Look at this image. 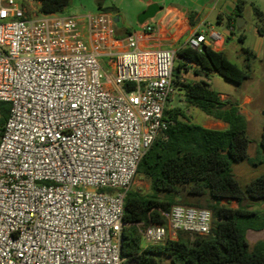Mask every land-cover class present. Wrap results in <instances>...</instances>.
<instances>
[{
	"label": "built area",
	"instance_id": "1",
	"mask_svg": "<svg viewBox=\"0 0 264 264\" xmlns=\"http://www.w3.org/2000/svg\"><path fill=\"white\" fill-rule=\"evenodd\" d=\"M150 25L123 38L114 18L42 14L0 0V264H131L121 256L124 199L156 140L166 141L176 53L147 46ZM218 36L194 31L201 52ZM164 225L136 223L141 246L205 236L206 209L173 206Z\"/></svg>",
	"mask_w": 264,
	"mask_h": 264
},
{
	"label": "trees",
	"instance_id": "2",
	"mask_svg": "<svg viewBox=\"0 0 264 264\" xmlns=\"http://www.w3.org/2000/svg\"><path fill=\"white\" fill-rule=\"evenodd\" d=\"M39 5L42 14H60L69 6L70 0H32ZM241 2L235 0L229 30L235 28V18L240 17ZM113 12V10H111ZM255 14L262 16L257 10ZM117 26V24L115 25ZM229 27V25H228ZM130 31L115 35L122 39ZM259 36L264 29L258 28ZM239 41L244 36L238 37ZM244 69L230 63L223 52L205 47L200 53L185 47L177 56L183 62L177 63L178 78L185 64L194 66L195 76L214 73L223 80L241 85L249 78L250 62L255 54L241 49ZM183 94L187 108H195L208 118L227 125L224 130L207 129L189 121L179 108L166 109L164 118L170 121L166 141L156 140L143 155L136 169V176L147 181L146 194L128 191L124 199L120 251L127 262L136 264H264V241H258L252 249L246 239L247 227L240 220L253 216L245 200H264V174L242 186L232 176V163L250 162L247 157L249 138L247 122L239 113L237 104L222 101L219 93L204 81L184 84L175 83ZM9 113V105L0 103V132ZM259 147L264 155V123ZM235 202L236 208H229L222 202ZM181 205L206 209L211 213V228L205 236L178 234L173 241L158 245L141 246L140 235L133 226L164 225L163 213L173 206ZM258 231L264 230V224Z\"/></svg>",
	"mask_w": 264,
	"mask_h": 264
},
{
	"label": "rangeland",
	"instance_id": "3",
	"mask_svg": "<svg viewBox=\"0 0 264 264\" xmlns=\"http://www.w3.org/2000/svg\"><path fill=\"white\" fill-rule=\"evenodd\" d=\"M235 5V0H232ZM241 2L240 19L242 27L234 28L233 33L230 36V40L226 44V57L227 60L237 66L240 69H244V60L241 55V49L247 48L255 53L256 57L250 62L249 78L245 80L241 85H235L227 82L212 74L208 81L211 89L228 97L229 102H241L245 97H249L251 102L248 105L242 106V110L248 112L250 121L247 123V135L249 138V149L247 157L250 162L243 161L239 163H232L230 171L232 176L244 186L254 180L255 178L264 174V155L262 154L259 142L264 123V35L259 36L257 29H264V0H239ZM78 5V0H70L69 4ZM86 9H78V11L94 13L105 12L112 13L116 10L111 4L103 2V0L86 1ZM98 5L100 7H98ZM102 8V9H101ZM254 10L262 13V16H257ZM69 11L64 10L60 14H68ZM210 23L221 31L223 25L216 23V13L210 15ZM117 28L119 26H116ZM116 31V30H115ZM117 33V32H116ZM244 36L243 41H239L238 37ZM176 68V62L173 63ZM185 76V77H184ZM183 77L189 81L192 74L184 72ZM167 109L179 108L184 111L188 116L190 122L203 126L205 121L209 118L202 114L195 108H187L184 103L183 94L176 89L175 95L172 100L166 104ZM207 126V125H205ZM209 129L216 130L215 126H207ZM133 191H137L142 194H146L149 191V186L146 180L140 176H136L132 187ZM223 205L229 208H236L235 202H222ZM242 205L248 206L249 210L254 214L249 218L240 220L242 226H246V239L249 244V248L258 241H264V230L258 231L257 229L264 224V200H245ZM189 239L192 237L188 236Z\"/></svg>",
	"mask_w": 264,
	"mask_h": 264
},
{
	"label": "crops",
	"instance_id": "4",
	"mask_svg": "<svg viewBox=\"0 0 264 264\" xmlns=\"http://www.w3.org/2000/svg\"><path fill=\"white\" fill-rule=\"evenodd\" d=\"M86 1L94 0H78L77 6L71 3L65 10L69 11L68 14L79 17L97 13L78 11V9H86ZM103 2H107L108 4H111L112 7L116 8L115 12L108 13L113 16L114 20L118 19L115 25L117 24L119 27L117 28L115 26V35H122L126 30L130 31L131 35L140 30L144 25L153 26L156 29V33L145 45L175 52L176 59L174 60V63L176 62V66L177 63H183L177 56V53L186 47V41L194 31L206 32L211 29L218 38L211 39L206 35V41L202 46L210 47L213 51L223 52L225 54L226 44L231 36L229 30H231V25L234 24L230 19L232 18L234 11V3L232 0H103ZM150 5H155L159 10L153 18L148 19L143 23H139L140 15ZM98 7L100 6L98 5ZM214 12L216 13V23H221L223 25L221 31L216 30V28L210 23V15ZM241 27L242 24L239 28ZM233 32L234 31L232 30V33ZM185 66L188 70L181 68L178 74V77H181L185 83H191L197 80L205 82V80H208L213 74L208 73L206 75L195 76L193 73L194 66H190L188 63H186ZM173 71L176 73V76L177 72L175 71V68H173ZM184 72L192 74L189 81L184 78L185 76L183 77ZM208 84L210 85L209 82ZM176 89L178 88L176 87ZM219 95L222 101L228 100L227 96L220 93ZM250 102L251 99L249 97H245L241 102H231L237 104L239 113L245 118L247 123L250 121V117L248 116L249 114L247 111L242 110V106H246ZM203 123L207 126L217 127L216 130H224L227 127L223 122L211 118ZM205 125L202 127L209 129Z\"/></svg>",
	"mask_w": 264,
	"mask_h": 264
},
{
	"label": "water",
	"instance_id": "5",
	"mask_svg": "<svg viewBox=\"0 0 264 264\" xmlns=\"http://www.w3.org/2000/svg\"><path fill=\"white\" fill-rule=\"evenodd\" d=\"M159 9L155 6V5H150L149 7H147L146 8V10L140 15V17H139V23H143L144 21H146V20H148V19H151V18H153L154 17V15L156 14V12L158 11ZM236 20V23H235V26L237 27V28H239L240 26H241V19H240V17L238 16V17H236L235 18ZM117 21H118V19H115L114 20V23H117ZM204 46H202V49H201V51H203L204 50ZM175 72L173 71V75L175 76ZM205 82L206 83H208L209 81L208 80H205ZM131 264H136L135 262H132Z\"/></svg>",
	"mask_w": 264,
	"mask_h": 264
}]
</instances>
